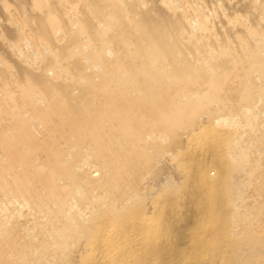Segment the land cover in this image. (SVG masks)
<instances>
[{"label":"bare ground","instance_id":"obj_1","mask_svg":"<svg viewBox=\"0 0 264 264\" xmlns=\"http://www.w3.org/2000/svg\"><path fill=\"white\" fill-rule=\"evenodd\" d=\"M186 1L210 9L213 26L203 12L187 19L172 0L0 1V59L22 93H14L17 102L15 90L1 86L0 147L8 156L0 177L4 162L25 165L3 180L5 190L54 204L68 239L82 227L72 200L87 202L102 189L94 203L107 207L94 236L106 255L91 264H262L264 231L250 226L264 219V204L251 221L238 220L243 188L264 194L256 154L264 151V129L251 114L264 107V0ZM12 5L18 27L9 24ZM220 7L227 14L215 23ZM24 37L40 49L38 70L14 52ZM202 119L210 124L196 141L213 144L211 159L183 154L184 183L165 186L162 162L181 144L179 130ZM89 156L98 166L81 173ZM147 179L158 192L151 207L141 192ZM108 198L122 200L123 210Z\"/></svg>","mask_w":264,"mask_h":264},{"label":"rangeland","instance_id":"obj_2","mask_svg":"<svg viewBox=\"0 0 264 264\" xmlns=\"http://www.w3.org/2000/svg\"><path fill=\"white\" fill-rule=\"evenodd\" d=\"M0 1L3 3L6 0L4 1L0 0ZM172 2H175L177 4L180 11L185 12L187 19L190 20L197 19L199 17L198 15L199 12H203L205 15L208 16L209 25L211 27L213 26L214 24L212 19L213 15L210 9L208 10L200 6L198 10L195 11L188 6L186 0H172ZM217 3L220 2L217 1ZM217 5L219 6V4ZM11 7H13L11 12L13 11L15 15L12 14L13 12L11 13L12 15L10 19L11 18L12 19L11 22L9 21V24L11 26L18 27L20 25L19 22H21V20L19 21L18 14L15 11L14 6L12 5ZM219 12H220V16L219 14L217 16L215 15V23H218L219 19L225 18L227 14L226 9L225 10L224 8L221 9V7L219 9ZM16 17L18 18V21L16 20L17 19ZM0 20L4 21V18L2 17V19ZM2 22H0L1 25ZM2 30L3 29L0 26V42L5 41V39L3 38L4 35H1L3 34ZM25 37L18 44L17 50L13 49V51L15 50L14 52H16L19 55V57L23 59L24 62L29 67H31L33 70H38L41 65L42 54H40L39 52L40 50L39 47L35 43L26 40L27 38ZM2 38L4 40H2ZM16 80H17V73L15 72V70L7 67L6 64L0 59V105H2L3 108L6 105V103L3 100L4 90H6L7 88L10 89L11 87L12 90H15L13 92L10 89L13 92V95L14 93L20 92L21 90L20 88L17 87H16L17 89L15 87L14 89L12 88L15 84L16 86H19L17 85V83H15ZM2 85L7 87L4 90H2L1 88ZM15 95L14 97H16ZM18 95L22 96V93L20 92ZM18 95H17L18 100H16L17 102L19 101ZM21 99L22 97L20 98V100ZM23 100H21V102ZM216 114L217 113H215V115ZM251 114L254 115L256 121H258L259 124L261 125V128L264 129V107L260 106L259 108L256 109L254 113ZM204 120L202 119V121H198L195 124L196 127H194V130H185L183 128H181L183 131H181V129L179 130L182 135L181 144L176 147L174 145L173 146L174 148L173 149L171 148L170 156L169 154L166 155V157L163 159L162 162L163 166L161 171L162 172L161 179L167 183L165 184V186L169 187L171 186V184L172 186H174V184H177L178 187H176V189L181 188L183 179L181 178L182 176L180 171H177V165H178V161L181 159L183 154L187 155V156L184 155L185 158L190 157L192 155L195 158L209 157V159H211V155H212L211 148L213 144L212 143H209L210 145L205 144L204 145L205 148H203V146H201L203 144H201V142L196 141V140L200 141L199 138L201 139V137L205 133V130L202 129L203 126L210 124L208 123L209 120L207 121ZM238 121L242 122L241 119ZM242 124H246L245 121L242 122ZM31 128L32 131H34L36 137L38 139L41 138L42 126L36 121V119L32 121ZM194 138L195 141H193ZM34 141H36V139H34ZM43 145L44 144H42V146ZM200 147L202 148L200 149ZM197 148H199L200 150ZM196 149L198 150L199 153L197 152ZM256 154L258 155L260 162L264 161V151L257 152ZM6 156H8V151L0 147V159L6 160ZM89 157L90 158H87V161L83 164V167L80 168L81 173H87L91 169H95L98 166L96 160L91 156ZM47 158L48 156L44 154L40 156V160H42L43 162H46ZM5 166H7V169L5 170L3 177L2 178L0 177V264H82L85 261H87L88 263V259L91 260L89 261L88 264H91L93 260L95 261L96 259H98V261H101L105 258L106 255L104 253L105 251L101 250L102 248L100 249L98 247L100 245L99 243H96V240L98 239L96 237L98 236H94L96 235L94 232H97L95 231L96 230L95 228L97 225L96 223H98V219L100 217L99 211L101 208L107 207L104 201L102 205H97L96 203H94L95 200L94 196L101 193L103 191L102 189H100L99 187L93 188L90 192V198L88 199L87 202L75 203V201L72 200L71 203L73 204V208L71 209V211H75L76 209H78L77 210L79 212L78 221L81 223L82 227L79 229L77 233H75V236L73 238L68 239L57 228L60 223V220L62 222L63 219L62 216H60V214L59 216L56 214L57 211H55L54 204L49 203L47 206L34 205L32 203H28L22 197L13 196V194L5 190L4 188L5 185L3 180L10 178L12 173L23 172L25 165L18 163L11 164L4 162V167ZM35 177H36L35 175L30 174L28 182H30ZM166 178H168V180ZM149 184H152V181L149 180L147 184H144L141 192L143 193L145 201L146 202L148 201L147 206L151 207L153 205L151 201L152 199H154V197L156 198L158 192L156 193L151 192L148 187ZM185 190H188V188ZM243 190H245L244 192L245 200L241 203L240 211L244 216L247 215L249 218L247 219L246 222H244L242 219L243 216L241 214V217L239 218L238 221L239 223L242 222V225L252 220L255 207L264 204V194L254 192L250 188L245 189V187L243 188ZM40 192L44 193L45 190L41 188ZM112 198L111 199L108 198L107 201L110 200L109 202L112 201L114 203L116 201L119 207L115 206L116 204L114 205V207L116 208L118 207L120 210H123L124 205L120 204L122 200L119 201L114 199L115 201H113ZM48 206L52 207L53 209L49 208ZM261 207L264 208V206ZM69 214H71V212H68V215ZM113 227L114 225L112 226L111 223L110 226H108L109 230L113 229ZM250 227L254 232H261V231L263 232L264 219L259 221L255 220L254 222L251 223ZM242 232H243L242 234H244L245 230L242 229ZM93 240H95V242ZM93 245L95 248L93 247ZM95 249L96 250L100 249V251L99 250H98L99 252L94 251ZM101 251H104L103 252L104 254L101 253L100 255ZM96 252H98L99 255H96L97 254ZM95 255L99 258H97ZM94 256L95 258L93 259ZM261 262L262 264H264V255L261 258Z\"/></svg>","mask_w":264,"mask_h":264}]
</instances>
